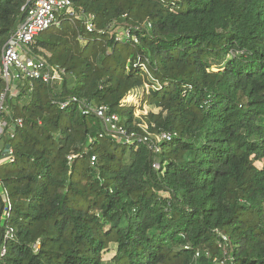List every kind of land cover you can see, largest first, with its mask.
<instances>
[{"label":"trees","instance_id":"16d2710c","mask_svg":"<svg viewBox=\"0 0 264 264\" xmlns=\"http://www.w3.org/2000/svg\"><path fill=\"white\" fill-rule=\"evenodd\" d=\"M71 2L97 31L64 20L37 36L66 76L8 102L24 125L4 139L0 264H264V0ZM25 10L0 0V55ZM147 23L138 43L115 40ZM140 89L148 132L175 134L158 155L58 107L76 97L142 134L126 103Z\"/></svg>","mask_w":264,"mask_h":264},{"label":"built area","instance_id":"2783aa9c","mask_svg":"<svg viewBox=\"0 0 264 264\" xmlns=\"http://www.w3.org/2000/svg\"><path fill=\"white\" fill-rule=\"evenodd\" d=\"M64 20L72 23L79 21L87 33H94L95 29L93 15L77 12L71 0H26V10L22 21L12 31L7 41L1 49L0 55V84L3 89L0 93V165L13 161V149L5 143V137L14 139L17 130L22 129L24 122L20 117H13L9 109V100L15 99L20 92V88L28 83L30 87L34 82L40 81L50 88L59 85L66 76V71L57 65H50L44 58L37 57L32 51V45L40 34L50 28L59 27ZM150 24L145 26H133L124 29L115 37L117 42L132 41L138 43L137 33L150 28ZM101 33V32H99ZM24 55L25 59L21 56ZM31 89V88H30ZM76 105L82 114H93L100 120L106 132L114 139L125 145L141 144L149 150L151 155H158L161 152L160 144L169 142L175 136L171 133H159L151 135L147 128H143V133L127 132L120 124L116 114L110 113L107 107H93L79 101L76 97H69L58 102L60 110H65L69 106ZM8 146V149L6 147ZM74 156L69 155V163ZM92 163L95 158L91 159ZM153 169H159L157 161L152 163ZM0 193L6 194L0 181ZM9 206V200L6 199ZM7 206V207H8ZM11 237L9 231L5 232L4 238ZM5 254V249H1V255ZM199 252L195 254V259L199 257ZM207 254V253H206ZM216 264H222L216 262Z\"/></svg>","mask_w":264,"mask_h":264},{"label":"rangeland","instance_id":"374dc122","mask_svg":"<svg viewBox=\"0 0 264 264\" xmlns=\"http://www.w3.org/2000/svg\"><path fill=\"white\" fill-rule=\"evenodd\" d=\"M22 59H25V56L22 55L21 56ZM142 94H143V90L140 89L136 92H134V94L132 96H129L128 99L126 100V103H132L135 105V118L136 119H140L139 123H141V126L144 127V128H147V121L146 119L144 118L147 113L149 112V110H151L152 112H156L157 109L155 108H152L150 106H147V105H144V104H141L140 103V99L142 97ZM151 135L153 136H156L157 134H153L151 133ZM110 255L111 254H108V253H104L103 254V259H105L106 261L110 258Z\"/></svg>","mask_w":264,"mask_h":264},{"label":"water","instance_id":"95a60500","mask_svg":"<svg viewBox=\"0 0 264 264\" xmlns=\"http://www.w3.org/2000/svg\"><path fill=\"white\" fill-rule=\"evenodd\" d=\"M6 149H8V146L6 147Z\"/></svg>","mask_w":264,"mask_h":264}]
</instances>
